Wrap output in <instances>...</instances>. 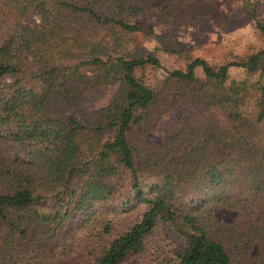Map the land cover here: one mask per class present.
<instances>
[{"label":"trees","instance_id":"trees-1","mask_svg":"<svg viewBox=\"0 0 264 264\" xmlns=\"http://www.w3.org/2000/svg\"><path fill=\"white\" fill-rule=\"evenodd\" d=\"M230 1L264 33L257 0ZM152 8L174 24L203 9L194 0H0V264H264V49L218 65L189 58L167 71L160 104L143 76L160 59L129 44L146 32L171 53L183 49L171 33L123 19ZM233 67L259 75L255 119L240 113L252 91ZM112 86L109 105L90 110L92 92ZM185 104L192 110L180 116ZM162 225L184 239L180 252L151 251Z\"/></svg>","mask_w":264,"mask_h":264},{"label":"rangeland","instance_id":"rangeland-1","mask_svg":"<svg viewBox=\"0 0 264 264\" xmlns=\"http://www.w3.org/2000/svg\"><path fill=\"white\" fill-rule=\"evenodd\" d=\"M168 0H151L153 4H159ZM203 9L195 13L189 21L181 20L180 23H161L157 21V9L152 8L137 16H125L123 19L131 23L140 22L146 26L154 25L157 33H171L174 41L178 42L183 49V56L167 51L154 35L146 32L137 33L129 44L132 53L147 55L155 54L161 61V67L149 64L143 72L146 83L151 87L162 104L166 99L164 80L167 71L185 69L189 58L202 57L213 65L227 62L235 56L247 55L251 52L264 49V33L255 26L254 20L238 2L230 0H194ZM258 17L264 23V0H257ZM198 76L203 77L201 68L197 70ZM232 79L249 78V86L252 95L248 98L240 113L242 117L255 119L259 114V99L261 96L258 83V74H248L243 68L233 67L231 69ZM117 87L112 86L92 92L88 97V107L95 111L109 105ZM179 108V107H178ZM180 116L186 115L192 108L185 104L180 107ZM217 115L215 109L207 116ZM179 116V115H178ZM172 118V113L163 117L158 129L153 133V138L161 141L167 132V124ZM218 118L223 120L219 114ZM219 141L223 147H233L236 137L227 131L220 130ZM235 212L222 210L220 216L225 220H232ZM4 227L0 223V236ZM184 239L166 225H162L150 242L151 251L156 255H171L180 252ZM126 264H152L145 258L133 257Z\"/></svg>","mask_w":264,"mask_h":264}]
</instances>
